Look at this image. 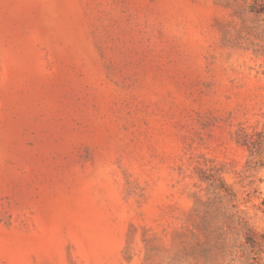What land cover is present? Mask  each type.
I'll list each match as a JSON object with an SVG mask.
<instances>
[{
    "label": "rangeland",
    "instance_id": "1",
    "mask_svg": "<svg viewBox=\"0 0 264 264\" xmlns=\"http://www.w3.org/2000/svg\"><path fill=\"white\" fill-rule=\"evenodd\" d=\"M0 264H264V0H0Z\"/></svg>",
    "mask_w": 264,
    "mask_h": 264
}]
</instances>
